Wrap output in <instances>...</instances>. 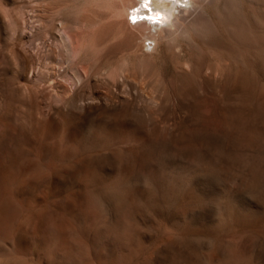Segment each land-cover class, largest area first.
I'll return each instance as SVG.
<instances>
[{
  "label": "rangeland",
  "instance_id": "rangeland-1",
  "mask_svg": "<svg viewBox=\"0 0 264 264\" xmlns=\"http://www.w3.org/2000/svg\"><path fill=\"white\" fill-rule=\"evenodd\" d=\"M139 1L0 0V264H264V0Z\"/></svg>",
  "mask_w": 264,
  "mask_h": 264
},
{
  "label": "bare ground",
  "instance_id": "bare-ground-1",
  "mask_svg": "<svg viewBox=\"0 0 264 264\" xmlns=\"http://www.w3.org/2000/svg\"><path fill=\"white\" fill-rule=\"evenodd\" d=\"M149 1L150 0H140L139 4L130 6L128 8V16H131V17L133 16L132 18L138 21L139 24L140 23L144 24L146 22L147 24L152 23L155 27H158L162 23L167 22V21H171V22L177 21L179 18H181L180 12L183 11L184 9H185L184 11H186L187 10L186 8L188 5H193V6L196 4L198 6L201 4L203 5V2L205 0H179V2L174 5V7L172 6L174 4V0H151L150 1L151 3H149ZM159 2H162L163 7L161 3ZM160 7H162V9ZM171 13H172V16H171ZM163 30L152 32L150 35V38L152 40H155L158 37H163V33H164ZM109 197H111L114 203H117V204L119 203L118 201L120 199L119 197L113 196V195ZM121 199L123 198L121 197ZM120 202L122 201L120 200ZM165 236H169V234L165 233Z\"/></svg>",
  "mask_w": 264,
  "mask_h": 264
}]
</instances>
